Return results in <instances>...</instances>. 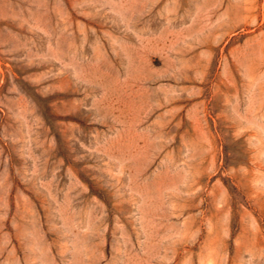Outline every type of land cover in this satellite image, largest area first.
<instances>
[{
  "label": "rangeland",
  "instance_id": "1",
  "mask_svg": "<svg viewBox=\"0 0 264 264\" xmlns=\"http://www.w3.org/2000/svg\"><path fill=\"white\" fill-rule=\"evenodd\" d=\"M0 264H264V0H0Z\"/></svg>",
  "mask_w": 264,
  "mask_h": 264
}]
</instances>
